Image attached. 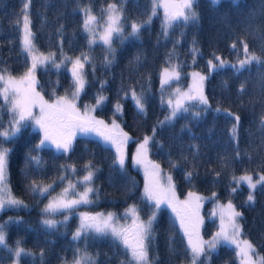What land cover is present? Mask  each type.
Instances as JSON below:
<instances>
[{
    "label": "trees",
    "instance_id": "trees-1",
    "mask_svg": "<svg viewBox=\"0 0 264 264\" xmlns=\"http://www.w3.org/2000/svg\"><path fill=\"white\" fill-rule=\"evenodd\" d=\"M24 2L0 0V69H7L12 76L22 74L28 66V58L22 51L19 23L16 22L23 15ZM109 2L120 3L122 0H30L28 15L36 48L47 54L55 53L56 63L61 64L60 68L51 62L37 67L35 75L39 93L45 99L59 96L74 99V81L66 57L86 54L90 58L83 69L87 83L75 103L79 108H85V105L95 103L98 94L107 98L93 113L107 121L115 120L130 135L124 168L122 170L113 163L116 157L112 147L85 134L76 135L67 152L41 145L32 152L40 157V165L28 163L27 153L40 144V136L30 127V121L26 122L13 138L14 142L5 145L13 148L8 177L12 194L27 205L6 206L0 210V225L4 226L8 246L15 248L19 241L21 247L32 253L22 254L20 264H64L84 251L96 258V264H120L121 260H127V250L110 235L86 233L74 240L73 214L66 221H58L55 228L42 224L46 194L33 192L28 184L35 180L42 186L54 184L60 190L68 182L75 185L69 192L71 195L75 188L84 185L81 179L88 172L85 165L91 162L95 171L89 184L96 192L89 194L90 202L86 208L113 213L114 218L122 222L128 218L126 210L135 205L139 218L148 220L153 203L142 196L143 175L129 163V152L136 140L145 134L151 136L156 127L155 139L149 145L147 156L170 173L175 192L183 195L194 190L215 194L213 198L217 200L230 199L243 213L239 220L241 235L251 241L260 256H264V185L255 189L253 205L246 200L247 185H236L233 180V176L239 173L264 172V150L259 149L264 136L259 127V119L264 113V65L253 62L239 71L229 64L212 69L203 83V92L210 106L207 113L200 118L194 117L192 109L200 111L202 105L192 106L191 102L190 111L179 113L163 128L158 126L159 119L168 113L165 98L168 86L173 85H161L159 71L162 66L174 63L183 83L188 70L206 71L213 54L233 61L240 58L242 43L238 37L249 44L250 51L264 55L260 48V33L256 31L258 25H264L260 0H239L238 5L232 0H221L216 7L209 0H198L199 21L174 23L168 28L167 35L161 16L151 12L150 0H129L123 20L141 22L150 15L151 21L143 26L139 38L113 35L111 52L104 43H89L81 11V7L88 6L98 12ZM233 43L237 45L235 49L231 47ZM137 55L140 56L138 62ZM105 57L112 63L106 64ZM223 81L228 82L227 87L223 86ZM241 84L246 85V90H240ZM129 89L143 94L146 113L139 112ZM125 92L129 94L125 96ZM117 101L122 105V112L116 111ZM218 107L221 112L215 111ZM223 110L241 117L238 143L230 138L234 117ZM10 117L8 105L0 97V123L5 126ZM237 151L239 156L235 155ZM189 171L194 172L191 180L186 179ZM232 188L236 191L232 192ZM152 227L154 238L149 255L150 258L158 257L156 264H191L185 236L167 207H160ZM215 227L216 221L206 218L202 233L207 235ZM169 237L171 248L167 244ZM11 259V253L0 246V264ZM206 264H238L235 249L219 243Z\"/></svg>",
    "mask_w": 264,
    "mask_h": 264
},
{
    "label": "snow or ice",
    "instance_id": "snow-or-ice-1",
    "mask_svg": "<svg viewBox=\"0 0 264 264\" xmlns=\"http://www.w3.org/2000/svg\"><path fill=\"white\" fill-rule=\"evenodd\" d=\"M213 7L218 6L221 0H209ZM129 3V0H122V3L118 6L116 3H109L107 5V21L106 27L100 39L109 46V51H113L111 48L112 37L114 34L123 35V28L121 27L122 20L125 12V5ZM234 5H238L239 0H232ZM198 6V0H180L179 3H174L171 7L174 11L169 12V4L165 3V35H167V27L171 26L174 22L182 21L187 24L189 22H198L200 19L199 13L196 10ZM30 7V0H25L23 8L21 10L23 14V37H22V51L26 52L31 58V66L27 68L26 72L17 79L16 77L8 74L7 69H0V97H3L4 101L8 105V112L11 119L8 122L7 127L0 123V210L9 207H27L25 202L15 197L12 194L11 187L8 182L9 177V159L10 154L13 152V148L5 146L6 143L14 142L15 138L20 132L26 122L32 121L38 126L44 133L43 139L39 145L34 146L27 153V162H35L37 166L40 165V157L38 155H32V152L36 151L46 141H50L56 146L58 150L67 152L72 146V140L75 137L76 131L83 133L96 132L103 137L106 142H110L116 146V159L114 164H118L123 170L125 165V152L123 145L129 139L128 134L120 129L119 124L115 120L112 121L111 126L107 125L103 120H98L90 115V111H95L96 107L100 106L107 98L98 94L95 98V104L89 106L85 105L84 112L81 113L76 107L73 100H69L67 96H59L53 103H48L44 100L43 96L36 91L37 81L35 79V70L38 66L45 65L48 62L56 67L60 68L61 64L56 63L54 57L55 53L50 52L47 55L40 53L37 55L38 49L34 43L35 34L31 30V20L28 15V9ZM155 0L152 9V14H155ZM85 14L83 27L92 37L96 36L93 29V25L97 21V17L93 15L90 7L82 9ZM260 12L264 17V0H260ZM255 14V13H253ZM151 21V16H148L147 20L136 22L132 21L130 27L131 32L129 36L139 38V33L146 23ZM19 23V19L16 21ZM61 27H63L61 25ZM251 27V24H250ZM256 31L260 33V48L264 53V25H258ZM243 43V51L246 59L239 60V68L236 65H232L237 71L244 68L246 65H251L255 62L257 65H264V55H257L254 50L249 49V44L243 39L238 37ZM94 40H89V43H93ZM236 43H233L231 47L236 48ZM196 50L195 48L193 49ZM214 59L218 63H213V60L208 61L210 69L222 68L226 65L227 61L221 59V57L213 54ZM72 64V75L74 78L75 91L73 92V98H78L80 92L83 91L87 81L84 78L83 69L85 63L90 60L86 54L76 57L74 60L70 57H66ZM136 61L140 60V56L135 57ZM105 63L111 64L112 61L105 57ZM193 77H198V80L194 81V88L188 92H181L176 90L177 95L175 101L172 98L167 100V104L171 108V112L162 121H158V126L163 128L165 125L170 124L179 113L190 111L189 102H192V106L202 105L203 108L200 111H195L192 115L196 118H200L203 114H206L208 108V98L203 92V82L207 79L205 75L200 73H192ZM180 72L177 66L171 68H164L161 75V85H166L172 80H178ZM223 86L227 87V81H223ZM240 90H246V85L241 84ZM131 97L134 100L135 106L141 114L146 113V105L144 102L143 94H137L134 89H129ZM129 92H125L127 96ZM39 104L40 113L39 117L34 116L32 113V107ZM116 111L122 112V105L119 101L116 103ZM216 112H221L219 107L215 109ZM227 115L234 117L235 123L232 124L230 129V138L238 143L239 139V127L241 117L229 110H223ZM101 127L104 131H101ZM186 127V126H185ZM260 131L264 133V113H262L259 119ZM183 130V129H182ZM209 133L212 129L209 128ZM156 135V127L152 130V135H145L143 141L138 145L136 155L134 156V162L137 165L145 167V175L149 177L145 184V196L148 200L153 202V211L147 222L140 221L139 214L135 205L130 206L126 211L131 213L133 219L132 229H128L122 226H118L115 222L114 214L108 213L107 217L98 219L97 216H90L87 213L81 214V223L77 230L73 233V239H79L82 235L88 231H93L98 234H110L113 238L120 241L128 253L127 260H121L120 264H156L158 257L150 258L149 250L154 238V229L152 227L153 221L156 219L157 212L162 204H167L176 213L181 228H183L185 235L187 236L188 248L190 249L191 264H206V261H210L212 252L217 248L220 242H230L236 245L237 255L241 257V264H264V256H260L256 252L255 246L251 241L245 239L243 241L238 240L242 232V226L239 220L243 218V213L238 211L232 204L231 200L226 205V215L224 212L221 214V228L215 236L209 241H205L199 235V225L203 222L201 218L196 214L193 219V214L185 210L184 213L177 208L176 204L180 203L185 206L190 204V201L186 200L179 202L176 199L174 185L172 184V177H167L168 187H161L159 180L157 179L159 168L158 164L148 161L147 153L149 151V145L154 141ZM260 150H264V136L261 137ZM236 156L240 155V152L235 153ZM250 155V154H249ZM184 159H187L184 157ZM149 165L152 168L151 174L148 172ZM64 167V166H61ZM88 168L87 175L83 177V180L91 182L94 175V166L89 162L85 165ZM219 176V173H216ZM194 176V172L189 171L186 173V179L191 180ZM64 179V177H60ZM233 180L237 183L244 181L247 183L250 189L247 196V203L255 204L254 191L258 185H264V172L257 174V178L254 179L252 173L245 172V174L239 176H233ZM75 185L69 183V186L64 188L58 197L50 200L42 210L44 213H54L60 209H71L75 205L81 203H89V194L95 193L96 190L92 187H86L84 192L78 193V199H68V193L70 189H73ZM28 188L33 192H38L44 195L52 188L51 184L41 185L37 181L33 180L28 184ZM232 192L236 191V188L231 189ZM189 197H194L196 201H200L202 198L196 196L194 193L189 192ZM215 195V194H213ZM198 207V204H197ZM99 215V214H98ZM65 221L68 219L66 216ZM226 221V222H225ZM19 222V218L17 220ZM42 224L48 228H55L58 223L56 220L43 218ZM167 244L169 248L172 247V240L169 237ZM0 246L6 248L12 255V264H20L22 254L32 255L26 249L20 246V242L17 241L15 248H10L6 240V232L4 226L0 225ZM79 251V250H78ZM252 254L256 255L254 260ZM41 257L44 255L43 250L40 253ZM205 260L202 261L201 258ZM73 264H96V258L93 257L87 251L82 252L74 260Z\"/></svg>",
    "mask_w": 264,
    "mask_h": 264
},
{
    "label": "rangeland",
    "instance_id": "rangeland-1",
    "mask_svg": "<svg viewBox=\"0 0 264 264\" xmlns=\"http://www.w3.org/2000/svg\"><path fill=\"white\" fill-rule=\"evenodd\" d=\"M179 2H180V0H155V9H156L155 10V13H157V14H159L161 16L162 23H163V28H164V32H165V28H166V25H165L166 15H165L164 4L165 3L169 4V12H172V11H174V9L171 7V5L174 4V3H179ZM109 3H116L119 6L122 2H120V3H118V2H109ZM109 3H107L106 5H104L100 10H98V12L92 11L93 15H95L97 17L96 23L92 26L93 29H94V31H95V33H96V36L95 37H92L87 31L86 32L88 33L90 40H94V42L104 43L103 40L100 39V36L103 34L104 29L106 27V21H107V12H106V9H107V5ZM153 6H154V0H150V9H151V12H152ZM85 7H88V6L81 7V11ZM82 14H83V23H84L85 14H84L83 11H82ZM19 21H20L19 22V28H20L21 42H22V37H23V15L21 16V18H20ZM178 22L180 23L182 21H177V22H174V23H178ZM131 23H132V21L122 20L121 27L124 30L123 31V35L122 36L119 35V34H114V35H119L121 37L128 36V34L131 32V27H130ZM169 27L170 26L167 27V31H168V28ZM21 45H22V43H21ZM241 46H242V56L240 58L236 59L235 61H233V60H231V59H229L227 57H222L220 55H217V56H219V57H221V59L227 61L226 64L236 65L237 67H239V63H238L239 60L246 59L245 54H244V51H243V43H242ZM40 53H43V54L47 55V53H45L43 51H40L38 49L37 55H39ZM25 54H26V56L28 58V66H27V68H28V67L31 66V58L27 55L26 52H25ZM76 57H79V56L78 55L77 56H71L70 58H72L74 60ZM213 63H218V61H216L213 58ZM172 66H176V65L171 62V63H167V64H165L164 66L161 67V69L159 71V80H160V83H161V75H162L163 69L166 68V67L171 68ZM67 67H68V69H69V71H70V73L72 75V64H71L70 61L68 62ZM27 68L24 70V72L22 74H20L18 76H14V77H16L17 79H19L26 72ZM211 70L212 69H210L209 65H208V68H207L206 71H199V70L190 69V70H188V72H187V78L184 80L183 83H181V80L178 79V80H172V81L169 82V83H172L173 84L171 87L168 86L169 83L166 84L165 86L166 87L167 86L169 87V89L167 90L168 94H167V96L165 98L166 104H167V100L169 98H172L173 101H175V98H176V95H177V92H176L177 89H179L181 92H188L190 89H193L194 88V81L195 80H198V77L194 78L193 75H192V73L195 72V73H200L201 75L207 76ZM72 77H73V75H72ZM35 79H36V75H35ZM73 81H74V78H73ZM36 91L39 92L38 89H37V86H36ZM74 91H75V87H74ZM1 98L3 99V97H1ZM56 98L57 97H54V98H51V99H45L44 98V100L47 101L48 103H53ZM69 100H73V102L75 103V99H69ZM189 103H191V102H189ZM75 105L80 110L81 113L84 112V109L85 108H79L76 103H75ZM91 105H93V103L90 104L89 106H91ZM167 107H168V113L166 115H164L163 117H161L159 119V121L164 120V118L170 114L171 108L169 107L168 104H167ZM202 108H203V106L201 107V109ZM195 111H198V110L192 109V113L195 112ZM32 113H33L34 116H37V117H39L41 115L40 108H39V104H37V105H35V106L32 107ZM90 115L93 116V117H95L98 120H103L109 126H111V124H112V121L113 120H108L107 121V120L103 119L102 117H99V116L95 115L93 113V111H90ZM10 119H11V117L6 122L5 127H7L8 122H9ZM30 127L33 130H37L39 132V136H40L39 143H40V141L44 137L43 131L38 126H36L32 121H30ZM101 131H104V129L102 127H101ZM123 132H125V131H123ZM78 134L92 135V136L97 137L98 139H100L101 141H103L104 143H106L110 147H112L113 151L115 152V157H116V155H117L116 146L114 144L110 143V142H106L103 139V137H101L100 135H98V133H96V132L83 133V132H80V131H76L75 136L78 135ZM145 135H147V134H145ZM144 136L141 139L136 140L135 143L133 144V147L131 148V150L129 152V163L132 166L136 167L142 173V175H143L142 196L147 199V197L145 196L144 189H145L146 181L149 179V177H146V175H145V167L142 166V165H137L134 162V156L136 155L137 147L143 141ZM128 137H129V139L123 145V149H124L126 158H127V143L130 141V138H131L130 135H128ZM43 145L51 146V147L57 149L56 146L54 144H52L50 141H46ZM147 159H148V161H151V162H154L155 164H158L157 162L151 160L148 156H147ZM148 172L150 174L152 172V168H151L150 165H149V168H148ZM250 173H252V172H250ZM259 173H261V172H254V173H252L253 178L256 179L257 178V174H259ZM243 174H245V172L244 173L236 174L235 176L238 178L239 176H241ZM169 175H170V173L167 170H162L161 169V166H160L157 179L159 180V184H160L161 187H164V188H167L168 187L167 177ZM81 180L83 181L84 185H82L81 188H79V189L75 188V192H73V194L70 195V193H68V196H67L68 199H78L79 197H78L77 194L84 192V190H85L86 187H90L89 182L86 183L83 180V177H82ZM234 183L236 185H238L240 183H245L247 185V183L244 182V181H240L239 183H237L234 180ZM68 186H69V183L67 182V183H65V184H63L61 186V189L60 190H58V188L53 184L52 185V188L49 190V192L46 193L45 201L43 203V209H44L45 205H47L49 203L50 200H53V198L58 197L61 194V192L63 191V189L66 188V187H68ZM70 191H71V189L69 190V192ZM189 192L194 193L196 196H199L202 199L200 201H196L194 199V197H189V195H188ZM249 192H250V189H249V191L247 193V196L249 195ZM175 195H176L177 201H179V202H183V201H186V200L190 201V204L187 205V206H185L183 204H180V203H177L176 206H177L178 209L181 210L182 213H184L185 210H187L188 212L192 213L193 214V219H195L196 214H198V217L201 218L202 221H203L199 225V235L205 241L211 240L213 238V236H215V234L218 231H220V228H221V214H222V212H224L225 215H226V212H227L226 205H227V203L229 202L230 199H227V200H217V199H214L213 198V194L212 193H201V192L194 191V190H190V191L186 192L183 195H178L175 192ZM246 200H247V198H246ZM148 201H150V200H148ZM150 202H152V201H150ZM207 202H210V204L209 205H206ZM87 204L88 203H81V204L75 205L71 209H60L59 211L54 212V213H45L44 217L45 218H48V219L56 220L57 222L58 221L63 222V221H65L64 218L66 216L69 219L72 216V214L75 215V225H74V229L72 230V235H73V233L80 226V223H81V214L82 213H87L90 216H97L98 219H103V218L107 217L108 213H110V212H101L99 210L87 209L86 208V205ZM197 204H198V207H197ZM232 204L234 205L233 202H232ZM83 206H85V207H83ZM161 206L167 207L172 212V214L175 217V219L177 220V222H178V224L180 226V229H181L183 235L185 236V239H186V242H187V236L185 235L183 228H181L180 221H179L176 213L173 212L172 208L169 207L167 204H162ZM235 208L238 210V208L236 206H235ZM125 213L128 215V218L127 219H125L122 222H120V221H118L117 218H115V222H116V224L118 226H122V227H125V228H128V229H132V227H133V219H132L131 213H129L127 211ZM206 218H213L216 221V227L209 234L204 235L202 233V226H203L204 220ZM139 219H140V221H144V222H147L148 221V220H145V219H142V218H139ZM87 233L98 234V233H95L93 231H88ZM107 235H110V234H107ZM245 239L249 240L247 237L242 236L241 234L238 237V240H240V241H243ZM220 243H226V244L231 245L235 249L238 264H241V257L237 255L236 245L235 244H232L230 242H223V241L220 242ZM252 257H253L254 260L256 259V255L255 254H252ZM74 260L73 261H70V262H67V263H64V264H73ZM6 264H12V259L10 261H8Z\"/></svg>",
    "mask_w": 264,
    "mask_h": 264
}]
</instances>
